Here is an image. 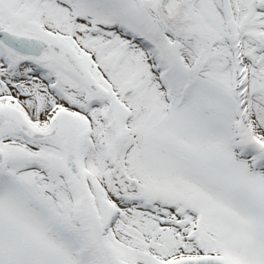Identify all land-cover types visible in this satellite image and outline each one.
I'll use <instances>...</instances> for the list:
<instances>
[{"label": "snow or ice", "instance_id": "obj_1", "mask_svg": "<svg viewBox=\"0 0 264 264\" xmlns=\"http://www.w3.org/2000/svg\"><path fill=\"white\" fill-rule=\"evenodd\" d=\"M0 264H264V0H0Z\"/></svg>", "mask_w": 264, "mask_h": 264}]
</instances>
